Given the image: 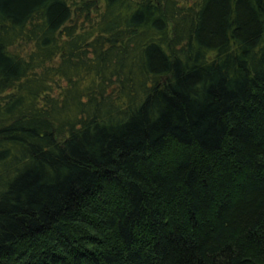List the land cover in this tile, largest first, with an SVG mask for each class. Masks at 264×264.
I'll list each match as a JSON object with an SVG mask.
<instances>
[{
    "label": "trees",
    "instance_id": "1",
    "mask_svg": "<svg viewBox=\"0 0 264 264\" xmlns=\"http://www.w3.org/2000/svg\"><path fill=\"white\" fill-rule=\"evenodd\" d=\"M0 264H264V0H0Z\"/></svg>",
    "mask_w": 264,
    "mask_h": 264
},
{
    "label": "rangeland",
    "instance_id": "2",
    "mask_svg": "<svg viewBox=\"0 0 264 264\" xmlns=\"http://www.w3.org/2000/svg\"><path fill=\"white\" fill-rule=\"evenodd\" d=\"M190 1H193V0H190Z\"/></svg>",
    "mask_w": 264,
    "mask_h": 264
}]
</instances>
